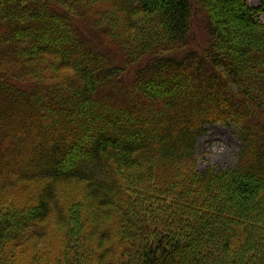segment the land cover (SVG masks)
<instances>
[{
    "label": "trees",
    "instance_id": "1",
    "mask_svg": "<svg viewBox=\"0 0 264 264\" xmlns=\"http://www.w3.org/2000/svg\"><path fill=\"white\" fill-rule=\"evenodd\" d=\"M261 14L0 0V264H264ZM215 123L236 127L238 159L200 170Z\"/></svg>",
    "mask_w": 264,
    "mask_h": 264
},
{
    "label": "rangeland",
    "instance_id": "2",
    "mask_svg": "<svg viewBox=\"0 0 264 264\" xmlns=\"http://www.w3.org/2000/svg\"><path fill=\"white\" fill-rule=\"evenodd\" d=\"M251 6H259L261 0H248ZM261 21L264 23V14L260 15ZM202 21L201 15L195 21L196 32L199 36H202ZM230 24L235 25V20H230ZM75 23L80 31L85 37L89 36L90 40L98 45L100 49L111 53L110 55L115 56V61L119 62L121 59V52L113 47L109 42L104 39L103 35L95 34L88 30L84 23L83 24L75 19ZM89 32L88 35L86 32ZM88 39V38H87ZM236 127L232 124H207L204 127L203 132L198 137L195 145V157L197 159V168L204 170L207 167L214 168H230L233 167L238 159V152L240 149V141L236 137Z\"/></svg>",
    "mask_w": 264,
    "mask_h": 264
}]
</instances>
